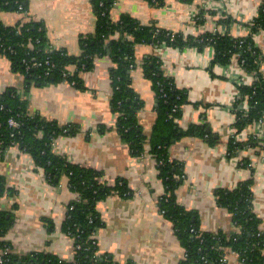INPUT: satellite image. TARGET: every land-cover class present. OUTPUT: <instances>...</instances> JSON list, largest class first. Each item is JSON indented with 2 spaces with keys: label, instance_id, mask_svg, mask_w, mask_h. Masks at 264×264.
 I'll use <instances>...</instances> for the list:
<instances>
[{
  "label": "crops",
  "instance_id": "crops-1",
  "mask_svg": "<svg viewBox=\"0 0 264 264\" xmlns=\"http://www.w3.org/2000/svg\"><path fill=\"white\" fill-rule=\"evenodd\" d=\"M24 1L26 12L1 10L0 21L6 25L30 19L41 22L50 44L71 55L82 52L81 38L94 34L96 17L90 0ZM262 1L163 0L162 5L152 6L148 0H114L110 17L117 21L129 15L142 25H155L183 37L221 30L218 20L231 17L234 20L228 31L238 36L249 32L245 23L256 15ZM253 38L264 51V30H258ZM135 52L130 85L143 104L137 113L143 132L151 134L157 117L155 91L141 66L143 59L152 55L159 57L164 73L175 85L186 90L188 101L181 108L179 126L185 129L190 124H206L209 128L210 138L184 135L170 146L171 159L183 164L184 177L175 192L178 204L198 215L203 231L232 234L238 229L231 213L217 203L214 191L233 189L249 180L252 210L264 229V117L241 130L234 126L229 107L237 93L235 74L212 63L213 48L138 44ZM232 64L237 68L235 61ZM113 66L108 56L95 57L92 67L78 75L83 88L66 81L31 84L27 88L24 75L13 71L9 59L0 54V96L13 88L27 97L30 113H39L60 125H79L75 135L59 134L54 138L53 152L102 172L110 185L118 178L127 182L130 197L114 192L97 203L103 222L95 235L99 253L119 263L133 260L135 264H179L184 247L172 223L158 211L157 201L164 187L149 144L141 155L133 156L115 128L117 114L110 103ZM241 79L251 82L248 75L242 74ZM234 136L242 145L229 154ZM0 175L6 187L13 190L0 197V209L14 215L3 237L11 251L20 255L43 251L72 261L73 238L62 230L67 206L76 199V193L68 188L67 177L60 176L57 184L47 181L32 157L15 146L3 152ZM227 259L228 264H239L231 253Z\"/></svg>",
  "mask_w": 264,
  "mask_h": 264
},
{
  "label": "trees",
  "instance_id": "trees-1",
  "mask_svg": "<svg viewBox=\"0 0 264 264\" xmlns=\"http://www.w3.org/2000/svg\"><path fill=\"white\" fill-rule=\"evenodd\" d=\"M90 1L96 27L92 36L81 38L82 52L79 55H71L63 48L53 47L47 39L43 23L32 19L11 25L0 21V54L9 59L13 71L24 75L27 88L31 84L40 86L65 81L83 88L79 73L91 68L95 57L108 56L114 64L110 70V103L117 114L115 128L127 142L133 156L141 155L146 144H149V152L156 160L158 177L164 187L157 201L158 211L172 223L186 251L185 259L179 264H228L221 261L228 251L239 253L243 264H264V234L259 231L261 219L252 210L249 180L233 189L219 188L214 191L217 203L231 213L232 222L239 228L232 234L202 231L197 235L195 231L200 228L198 215L186 210L176 200L175 192L184 173L183 164L170 157L171 144L184 135L210 138L206 124H190L184 129L174 121L175 117L181 116V108L188 101L186 90L178 88L173 79L164 73L159 57L152 55L143 59L141 66L157 98V117L151 134L146 135L137 117L143 104L130 85V72L136 66L135 47L138 44H163L175 48L196 46L199 49L211 45L214 49L212 63L222 65L228 64L231 56L237 54L239 63L243 60L244 70L254 72L258 77L252 85L239 87V97L234 102L235 108L240 106L234 126L241 130L264 114V85L260 69L264 52L255 45L251 35L235 36L228 31H206L183 37L180 33L172 34L155 25H142L129 15L113 21L110 9L114 0ZM148 1L152 6L163 4V0ZM1 10L22 13L27 11V5L24 0H0ZM231 20L234 19L223 17L218 20V24L228 27ZM246 24L254 33L264 29V4L258 7L257 15ZM239 38H243L242 43H239ZM35 62L37 66L33 65ZM246 95L249 96V108L244 115L241 107ZM27 107V97H22L13 88L0 96V158L6 148L15 146L32 157L47 181L57 184L60 176L67 177L68 188L76 193L78 200L68 204L62 230L73 238L74 245L78 247L74 248L72 261L43 251L23 255L10 251L3 256L0 264H135L133 260L119 263L106 253H99L95 238L98 228L103 225L97 203L114 192L130 197L132 191L127 182L118 178L110 185L103 179L102 172L70 162L65 156L54 153V138L59 134L75 135L79 132V125H60L56 120H49L39 113H30ZM9 117H13L19 125L9 126ZM241 145L232 137L228 153L235 152ZM5 191L13 193L0 175V197ZM13 221L12 213L0 209V249L10 247L3 237ZM52 228L49 223V229Z\"/></svg>",
  "mask_w": 264,
  "mask_h": 264
},
{
  "label": "built area",
  "instance_id": "built-area-1",
  "mask_svg": "<svg viewBox=\"0 0 264 264\" xmlns=\"http://www.w3.org/2000/svg\"><path fill=\"white\" fill-rule=\"evenodd\" d=\"M262 4H264V0L260 3V5H262ZM259 5V6H260ZM258 6V7H259ZM257 12H258V8H257V11H256V15H257ZM255 15V16H256ZM254 16V17H255ZM253 19V18H252ZM252 19H250V20H252ZM250 20H248L247 22H249ZM246 22V23H247ZM245 23V24H246ZM218 26H220L221 27V30H218L217 28H215L214 30H212L213 32L212 33H216V31H221V32H224V31H228V27L227 26H225V25H223V24H218ZM222 27H223V29H222ZM247 28H248V30H249V32L247 33V34H243V36H248V35H251L252 36V38H253V35H254V32H251V30H250V27L247 25ZM259 30H264V29H259ZM229 32V31H228ZM257 32V31H256ZM255 32V33H256ZM172 33V32H171ZM230 33V32H229ZM173 34V33H172ZM236 36V35H235ZM238 36H241V35H238ZM253 40H254V38H253ZM243 42V38H239V43H242ZM255 42V41H254ZM161 45H163V44H161ZM161 45H157V44H155V45H153L152 47L153 48H158V46H161ZM206 48H213L211 45H206L204 48H203V50L204 49H206ZM264 52V51H263ZM213 55H214V49H213ZM238 55L237 54H233V56H231V58H230V61H229V63L228 64H226V65H222V64H219V63H215V64H217V65H222V66H225L226 68H227V70H228V68L232 71V73H234L235 74V78H234V84H235V86H236V89H237V93H236V96L234 97V99H233V101H232V104L230 105V107H229V110H230V112L233 114V118H234V123L236 122V120H237V110H239L240 109V106H238V108H235V105H234V102H235V100L237 99V97H239V87L240 86H243V85H245V86H250V85H252L253 84V82L254 81H257L258 80V77L256 76V74L254 73V72H246L245 70H244V68L242 67V65L244 64L243 63V60H241V62L239 63V61H238V57H237ZM233 61H235V63L237 64V68L232 64L233 63ZM33 65L34 66H37L38 65V63H33ZM232 67H234V68H236V69H231ZM260 69H261V71H262V74H263V76H262V80H263V85H264V61H262L261 63H260ZM228 73H230L229 71H228ZM227 73V74H228ZM233 74V75H234ZM242 74H244V75H248L249 77H251V82H249V83H244L243 81H242V79H241V77H242ZM248 98H249V96H244V101H243V106L241 107V109H242V111H244V115H246V113H247V111H248V104H247V100H248ZM263 117H264V114H263V116L259 119V120H257V121H254L253 123H255V122H260V121H262V119H263ZM179 120H180V117H175L174 118V121L175 122H177V123H179ZM8 124H9V126H11V127H17L18 125H19V123L13 118V117H9V119H8ZM233 139H234V141L235 142H239L238 141V137H236V136H234L233 137ZM263 145H264V142H263ZM67 184H68V182H67ZM75 200H78V196H76V199ZM234 224V223H233ZM235 225V224H234ZM235 227L238 229V231H239V228L235 225ZM203 230L202 229H198L197 231H195V232H197L196 234L197 235H199L201 232H202ZM259 231L260 232H262L263 234H264V229H261V228H259ZM218 232V231H217ZM76 247H78V246H75L74 245V248H76ZM11 251V248L8 246V247H6V248H2V249H0V262H2V260H3V256L4 255H7L8 254V252H10ZM232 254L234 257H236L237 259H238V262H239V264H243V261L239 258V253H237V252H234V251H228L227 253H226V255H225V257H223L222 259H221V261H226L227 263H228V259H227V257H228V254ZM185 257H186V251H185V249H184V252H183V255H182V259H185Z\"/></svg>",
  "mask_w": 264,
  "mask_h": 264
},
{
  "label": "water",
  "instance_id": "water-1",
  "mask_svg": "<svg viewBox=\"0 0 264 264\" xmlns=\"http://www.w3.org/2000/svg\"><path fill=\"white\" fill-rule=\"evenodd\" d=\"M207 131H209V128H207Z\"/></svg>",
  "mask_w": 264,
  "mask_h": 264
}]
</instances>
